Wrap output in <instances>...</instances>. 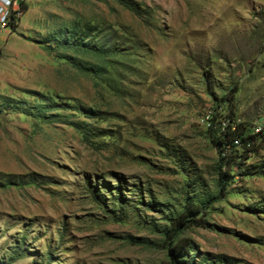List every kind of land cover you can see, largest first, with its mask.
<instances>
[{"label": "rangeland", "instance_id": "rangeland-1", "mask_svg": "<svg viewBox=\"0 0 264 264\" xmlns=\"http://www.w3.org/2000/svg\"><path fill=\"white\" fill-rule=\"evenodd\" d=\"M24 2L0 40V264H172L162 225L227 169L211 134L230 111L264 129V0ZM230 173L180 234L191 264H264V141Z\"/></svg>", "mask_w": 264, "mask_h": 264}, {"label": "trees", "instance_id": "trees-1", "mask_svg": "<svg viewBox=\"0 0 264 264\" xmlns=\"http://www.w3.org/2000/svg\"><path fill=\"white\" fill-rule=\"evenodd\" d=\"M23 11H27L25 2L21 3ZM235 90L232 91V93ZM233 95L231 94L227 101H232ZM90 113V112H89ZM237 141L238 144H235ZM264 141V129H261L257 133H253L248 127V123L242 120H236L233 111H230L228 116V123L218 136L211 134V143L215 146L219 153V159L223 165L226 164V170L218 173V194H208L193 202H187L174 217H169L164 225H162V236L167 240V255L172 264H191V260L187 259L191 245L185 240L180 239L181 232L191 226H206L207 222L203 220L206 211L209 209L212 203H215L222 199L226 193L227 179L231 178L230 166L238 161V159L246 160L249 154L257 151L260 142ZM237 145L243 153L238 156L236 150ZM227 150L228 156L222 157V151ZM241 151V152H242ZM34 182L32 179L26 183ZM21 184V179L10 180L7 179L3 183L9 184Z\"/></svg>", "mask_w": 264, "mask_h": 264}, {"label": "built area", "instance_id": "built-area-1", "mask_svg": "<svg viewBox=\"0 0 264 264\" xmlns=\"http://www.w3.org/2000/svg\"><path fill=\"white\" fill-rule=\"evenodd\" d=\"M22 2L24 0H0V40L6 38L4 35L16 27L23 15Z\"/></svg>", "mask_w": 264, "mask_h": 264}]
</instances>
